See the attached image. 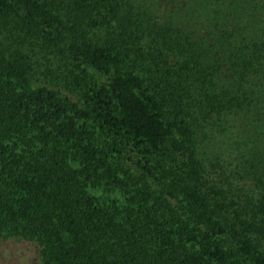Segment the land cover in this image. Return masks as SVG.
Wrapping results in <instances>:
<instances>
[{
    "label": "trees",
    "instance_id": "obj_1",
    "mask_svg": "<svg viewBox=\"0 0 264 264\" xmlns=\"http://www.w3.org/2000/svg\"><path fill=\"white\" fill-rule=\"evenodd\" d=\"M8 239L33 264H264V0H0Z\"/></svg>",
    "mask_w": 264,
    "mask_h": 264
},
{
    "label": "rangeland",
    "instance_id": "obj_2",
    "mask_svg": "<svg viewBox=\"0 0 264 264\" xmlns=\"http://www.w3.org/2000/svg\"><path fill=\"white\" fill-rule=\"evenodd\" d=\"M0 252L2 264H33L38 247L32 241L8 239L2 243Z\"/></svg>",
    "mask_w": 264,
    "mask_h": 264
}]
</instances>
